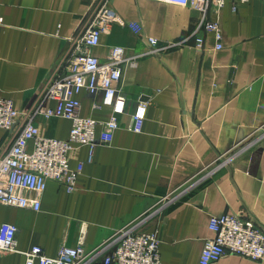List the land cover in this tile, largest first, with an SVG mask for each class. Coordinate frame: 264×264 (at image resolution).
Returning <instances> with one entry per match:
<instances>
[{
	"label": "crops",
	"instance_id": "obj_1",
	"mask_svg": "<svg viewBox=\"0 0 264 264\" xmlns=\"http://www.w3.org/2000/svg\"><path fill=\"white\" fill-rule=\"evenodd\" d=\"M95 0H0V95L19 109L40 99L62 59L69 37L88 18ZM127 20L139 21L143 32L114 23L101 34L92 52L104 59L111 45L127 54L153 47L148 36L181 45L142 55L124 65L118 88L126 96L125 111L110 143L80 145L69 159L83 161L76 188L49 179L40 210L0 202V223L17 226L16 250L0 254V264H22L24 252L40 245L55 256L62 243H77L82 229L90 248L116 229L149 210L166 193L199 176V169L218 155L237 151L211 176L148 217L139 228L156 230L162 264H200L212 215L249 212L264 226V2L227 0L210 13L221 27V48L212 31L204 46L190 37L201 12L161 0H109ZM236 8L233 9V4ZM153 95L141 131L132 128V111L141 96ZM80 113L99 120L112 115L101 91L82 90ZM51 105L55 101H50ZM41 131L66 139L71 120L62 116L35 119ZM23 117L12 128H0V154L18 134ZM102 126H97V132ZM98 137V136H97ZM31 148V143H30ZM212 264H264L227 253Z\"/></svg>",
	"mask_w": 264,
	"mask_h": 264
},
{
	"label": "built area",
	"instance_id": "obj_2",
	"mask_svg": "<svg viewBox=\"0 0 264 264\" xmlns=\"http://www.w3.org/2000/svg\"><path fill=\"white\" fill-rule=\"evenodd\" d=\"M161 1L199 10L200 18L190 33L195 46L203 47L204 32L212 31L216 39L215 47H222L220 23L208 15L219 13L227 0ZM92 5L88 18L69 37V52L32 108L19 109L12 99L0 95V128H12L19 117L24 119L10 147L0 154V202L4 204L40 210L42 194L49 179L61 181L68 191H73L84 163L80 160L76 167H71L69 159L72 152L80 145L87 144L91 160L97 144L112 141L118 127V114L125 111L126 96L117 85L123 66L136 65L142 55L150 52L183 44V41L178 40L158 45L156 37L148 36L153 46L148 50L127 54L123 45L116 44L111 45L106 57L101 59L92 52V48L99 44L101 34L109 32L114 23L128 25L136 33L143 32V25L139 21L124 19L109 0H95ZM232 7L235 9L236 4ZM2 22L0 16V24ZM82 90L92 93L101 91L102 101L95 102L94 106L110 105L112 115L105 120L82 115L81 101L77 96ZM152 96H141L132 111V128L135 131L142 130ZM50 101H55V104L51 105ZM39 115L69 118L71 127L68 137L62 139L44 134L35 121ZM99 124L102 128L98 133ZM231 150L228 149L203 165L197 178L187 180L181 188L161 196L149 210L116 229L96 245L85 247V231L82 229L77 243H62L55 256L47 255L40 245H34L24 252L25 260L22 264H162L156 230L139 228L140 224L226 164L237 153ZM209 226L214 235L205 241L200 264L215 263L229 252L252 259H264V226L248 211L212 215ZM16 230L17 226L12 222L0 223V254L17 249Z\"/></svg>",
	"mask_w": 264,
	"mask_h": 264
}]
</instances>
